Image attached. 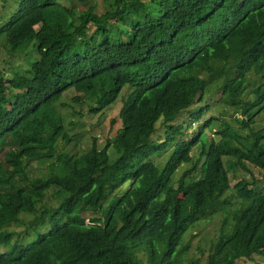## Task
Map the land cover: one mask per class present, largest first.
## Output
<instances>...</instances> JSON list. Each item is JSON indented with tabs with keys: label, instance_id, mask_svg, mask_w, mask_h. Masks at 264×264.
Instances as JSON below:
<instances>
[{
	"label": "trees",
	"instance_id": "16d2710c",
	"mask_svg": "<svg viewBox=\"0 0 264 264\" xmlns=\"http://www.w3.org/2000/svg\"><path fill=\"white\" fill-rule=\"evenodd\" d=\"M105 7L78 16L61 0H16L0 15V52L30 63L10 77L0 68V264L264 259V187L240 180L236 206L228 197L232 171H264V128L252 129L264 112V0H108ZM251 84L254 98L243 100ZM215 91L246 118L235 121L248 135L205 119L210 107L201 104ZM121 96L114 139L101 148L96 137L84 149L64 109L81 116L88 105L97 116ZM199 145L200 158L175 181ZM163 154L171 155L160 166ZM217 216L206 263L204 252L190 260L188 233Z\"/></svg>",
	"mask_w": 264,
	"mask_h": 264
},
{
	"label": "rangeland",
	"instance_id": "374dc122",
	"mask_svg": "<svg viewBox=\"0 0 264 264\" xmlns=\"http://www.w3.org/2000/svg\"><path fill=\"white\" fill-rule=\"evenodd\" d=\"M8 3L0 0V15L4 14L6 11L5 8H9L11 3L16 0H7ZM62 5L66 9H70L78 16H82L84 13L89 11L94 7L100 8L102 11L106 8V3L108 0H61ZM9 14V13H7ZM11 15V14H10ZM9 15V16H10ZM8 16V17H9ZM56 21H58L59 27L63 28L68 21V17L66 14L61 13L56 15ZM94 31V29H93ZM30 66L29 61L26 59V56H14L11 57L7 53L0 52V68L5 72L7 76H11L15 70H20L23 68H27ZM249 79L257 80L254 75H251ZM26 79L21 78L20 84L21 86L26 85ZM254 85H248L244 90L242 97L243 100H253L254 96L252 94V89ZM77 94V92L70 91L64 97L65 103H72L73 97ZM123 100L122 96L119 98L117 104L111 109L105 111L103 114L92 116L90 114V108L86 105L83 108V115H73V110L65 108L64 112L67 113V127L72 136H75L76 141H80V144L85 148L92 146L94 139L99 138V146L104 148L107 140H112L115 137L116 132L120 128V122L115 125H112V120L117 119L119 112L122 108ZM209 105L210 109L206 111L205 119H209L211 117L219 118L220 121L229 122L234 129L238 130L243 136L248 135L250 133L249 130L243 129L235 120L238 118L239 120L246 119L240 115V112H235L234 108L228 107L227 105L221 102V94L218 91L210 92L205 98L204 103L201 106L205 107ZM80 110V108H79ZM78 110V111H79ZM200 124L196 123L192 126V132H196L198 130ZM264 128V112L260 114L255 121V124L252 126L253 131L257 132ZM159 133L156 135L158 139H162L166 132L164 123H160L158 128ZM217 130V129H216ZM249 131V132H248ZM208 138L217 139V135H215V131H205ZM66 149H72L71 147H67ZM202 152V146L199 145L196 147L192 153L193 162L187 165H184L174 176V180L177 181L180 176L188 169L193 167V164L196 160L200 158ZM171 154H163L162 156L156 157L155 162L163 166L167 160L169 159ZM249 172L243 171L241 169H236L230 173L231 179V190L228 193V197H230V201L232 205L236 206L237 199L236 193L233 189L234 185L240 181L245 180L254 184V187L257 189H262L264 187V171L249 166ZM128 186H125L122 190V193L126 191ZM27 221L32 220V218H27ZM220 220L221 216H217L210 221H203L198 226H196L191 232L188 233L185 241L190 245V252L187 255V258L190 260H195L196 258L201 256V252H204V260L206 263L207 256L209 254V249L212 241H214L217 237V234L220 229ZM26 225H21L19 227H15L14 231L18 234H23L26 229ZM34 233V232H33ZM32 233V234H33ZM36 233V232H35ZM34 237V234H33ZM35 238H26L25 242L32 243ZM1 252L6 251L5 248H0ZM239 264H264V259L260 256H254L252 260H241Z\"/></svg>",
	"mask_w": 264,
	"mask_h": 264
}]
</instances>
